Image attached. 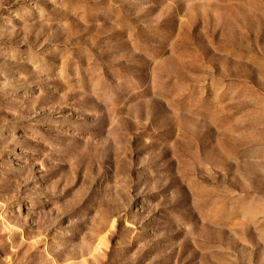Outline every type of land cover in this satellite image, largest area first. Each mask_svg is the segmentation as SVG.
I'll return each mask as SVG.
<instances>
[{
	"label": "rangeland",
	"instance_id": "obj_1",
	"mask_svg": "<svg viewBox=\"0 0 264 264\" xmlns=\"http://www.w3.org/2000/svg\"><path fill=\"white\" fill-rule=\"evenodd\" d=\"M0 264H264V0H0Z\"/></svg>",
	"mask_w": 264,
	"mask_h": 264
}]
</instances>
